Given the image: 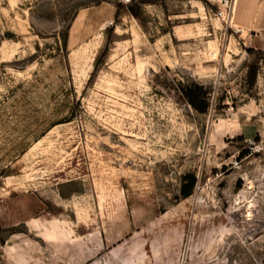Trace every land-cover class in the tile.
I'll return each mask as SVG.
<instances>
[{
  "label": "rangeland",
  "instance_id": "1",
  "mask_svg": "<svg viewBox=\"0 0 264 264\" xmlns=\"http://www.w3.org/2000/svg\"><path fill=\"white\" fill-rule=\"evenodd\" d=\"M0 264H264V0H0Z\"/></svg>",
  "mask_w": 264,
  "mask_h": 264
},
{
  "label": "trees",
  "instance_id": "2",
  "mask_svg": "<svg viewBox=\"0 0 264 264\" xmlns=\"http://www.w3.org/2000/svg\"><path fill=\"white\" fill-rule=\"evenodd\" d=\"M129 12L134 15V16H137L135 15V11L130 7L129 8ZM181 93L182 95L184 96V98L186 99L187 103L193 107L195 110L199 111V112H204L206 111L207 109V103L205 101H201L199 103H197V101H195V98L196 96H198V93L204 95V90L201 86H197V85H191V86H187V87H183L182 90H181ZM194 180H192L189 188L186 190H184L181 195H182V198H187L188 196L191 195V191H192V188L194 186Z\"/></svg>",
  "mask_w": 264,
  "mask_h": 264
},
{
  "label": "built area",
  "instance_id": "3",
  "mask_svg": "<svg viewBox=\"0 0 264 264\" xmlns=\"http://www.w3.org/2000/svg\"><path fill=\"white\" fill-rule=\"evenodd\" d=\"M123 2L127 4L130 2V0H123Z\"/></svg>",
  "mask_w": 264,
  "mask_h": 264
}]
</instances>
